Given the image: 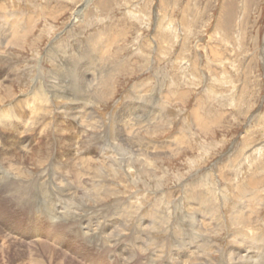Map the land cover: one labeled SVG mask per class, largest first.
Listing matches in <instances>:
<instances>
[{
	"label": "rangeland",
	"instance_id": "1",
	"mask_svg": "<svg viewBox=\"0 0 264 264\" xmlns=\"http://www.w3.org/2000/svg\"><path fill=\"white\" fill-rule=\"evenodd\" d=\"M78 6H84L82 17L71 23ZM0 25L9 39L13 35L1 46L0 33V134L8 137L3 122H11V130L23 127L20 136L57 137L65 106L88 116L85 122L93 113L98 122L92 129L91 121L84 123L87 131L81 127L85 132L78 137V124L69 120L77 147L83 138H91L88 152L99 144L91 163L76 162V172L68 168L70 202L46 183L44 174L58 178L52 180L56 186L64 175L51 150L44 157L21 155L16 166L0 153V264H21L10 257L15 247L44 245L74 264H89L81 254L93 251V262L108 264V251L98 258L104 245L112 264H233L229 252H238L237 243L247 246L245 254L264 255V0H0ZM83 78L92 84L89 97ZM76 85L84 100L77 99ZM59 88L72 96L51 100L50 92ZM130 106L131 121L121 135L142 154L134 163L114 148L119 141L108 133L113 116ZM26 116L36 123L25 126ZM5 141L1 137V145ZM169 141L171 148H148ZM138 142L150 143L134 147ZM29 203L34 215L26 212ZM78 205L85 210L77 214L88 217L80 234L57 227L48 236L27 230L30 221L36 228L43 222L41 212H50L58 225L52 215L62 212L54 211ZM140 223L147 229L137 230ZM88 224H104L109 232L97 238Z\"/></svg>",
	"mask_w": 264,
	"mask_h": 264
},
{
	"label": "bare ground",
	"instance_id": "2",
	"mask_svg": "<svg viewBox=\"0 0 264 264\" xmlns=\"http://www.w3.org/2000/svg\"><path fill=\"white\" fill-rule=\"evenodd\" d=\"M85 2V1H84ZM82 6V5H81ZM84 6H85V4H84ZM84 6L83 7H80V6H78L77 8H76V10L75 11H73L72 12V18H71V20H70V22L71 23H75V22H77V21H79V18L80 17H82L81 15V13L83 12L82 11V9L84 8ZM161 16V15H160ZM2 20V19H1ZM81 20V19H80ZM6 22V21H5ZM3 23V22H2ZM9 23V22H8ZM171 25V24H170ZM3 25H0V33H1V38H2V44H1V46L3 45H8L9 43H10V39L13 37V35H12V33H11V38L9 39V35H8V33H7V31H5V28H3L2 27ZM8 27H9V25H7ZM168 27V26H167ZM11 28H12V26H11ZM9 31H12V30H9ZM16 31V30H15ZM14 34V33H13ZM15 38V37H14ZM4 39V40H3ZM96 39V38H95ZM53 40V39H52ZM13 44V43H12ZM0 49H1V47H0ZM91 65V64H90ZM0 71H2L1 69H0ZM84 71V70H83ZM92 72H93V70H92ZM96 72V71H95ZM1 73H3V72H0V75H2ZM85 73V72H84ZM62 74H67V73H65V72H61V75ZM75 74H76V78L75 79H77L78 77H79V72L77 71V73L75 72ZM90 74H92V73H90ZM96 74V73H95ZM68 75V74H67ZM4 76V75H3ZM57 76V75H56ZM71 76V75H70ZM74 76V75H73ZM62 77V76H61ZM75 77V76H74ZM59 78V77H58ZM72 78V77H71ZM87 78V77H86ZM95 78V77H94ZM5 79V77H0V81H3ZM84 79V78H83ZM85 80V79H84ZM88 80V79H87ZM87 80H85V81H80V83L82 82V86H83V88H84V91H85V93H86V95L87 94H89V92L91 93V89H92V84H88L86 81ZM98 80V79H97ZM89 81V80H88ZM91 81V80H90ZM94 81V80H93ZM99 81V80H98ZM98 81H97V83H98ZM101 81V80H100ZM92 83V82H91ZM101 83V82H100ZM61 84V83H60ZM70 84V83H69ZM62 85H63V83H62ZM73 87V86H72ZM75 88H76V90H75V93H76V97H77V99H79V97H80V94H79V92H80V88L79 87H77V85L75 86ZM98 88V87H97ZM58 89V88H57ZM34 90V89H33ZM62 90V88H59V90H57V93L56 94H53V92H50V98H51V100L53 99V98H57V99H60V100H62V99H65L66 101H67V97H71L72 95H69V96H66V91L67 90H63V91H61ZM44 94V93H43ZM99 95H102L101 93L99 94ZM88 97H89V95H87ZM103 96V95H102ZM106 96V95H105ZM47 98V97H46ZM80 99L81 100H84V99H82L81 97H80ZM102 99V98H101ZM36 100V99H35ZM93 100H94V98H93ZM98 100H100V97H99V99ZM198 100V99H197ZM94 101H97V100H94ZM135 101V100H134ZM86 102V101H85ZM99 102V101H98ZM96 103V102H95ZM71 104V103H70ZM73 104V103H72ZM93 103H91V105H92ZM98 104V103H97ZM77 105H78V103H77ZM94 106H95V104H93ZM126 106V105H125ZM225 106V105H224ZM65 107V106H64ZM64 107H62L61 108V114H62V117H63V121H62V130H63V133H61V135L58 133L57 134V137H54V138H50L49 136H47V134H41V135H39L38 137H36V138H32V137H30V136H20V130L21 129H23V127L22 128H20V130L17 128V129H9V128H7V127H12L10 124H11V122H9V123H7V122H3V126H4V128L5 129H3V130H5V134H8V137H5L2 133V135L0 134V139H1V137L2 138H4V139H6V141H5V144L4 145H1L2 143H0V153H2V156L4 157V159L9 163V164H13L14 163V160H17L18 158H19V160L21 161V159H20V156L21 155H25V156H31V157H37V156H42V157H44L43 155H41L42 153H43V151L44 150H47V151H49V150H51V153H52V160L56 163V164H59V165H61L62 166V169H63V173H64V175L61 177V179H60V182H59V185L58 186H56L53 182H52V180H57L58 178L57 177H55V178H57V179H54L53 178V176H50V175H48V173L47 174H44V176L46 175V177H47V184H49V187L50 188H52L60 197H64V199H68V201H69V196H68V194H69V192L70 191H72V187H71V185L65 180V177H67V176H69L68 175V173H70V171H72V170H75L76 169V162H81L82 164L83 163H85V162H90L91 163V161H93L92 160V156L90 155V154H92V153H94L96 150H98V148H99V144L97 145V144H95V145H93L94 146V148H92V149H90L89 151L90 152H88V150H86L87 149V147H91V146H89L88 144L91 142L90 141V139L91 138H83V140L81 141H79V147H77V139H79L78 137H81L82 136V133L83 132H85V131H83L82 132V130H81V127L82 128H84L86 131H87V128H85V127H83V125H84V123H88L89 121H91L92 122V124L89 126V128H93L94 127V125H96V124H98V122H96L97 120H95L94 119V117H95V114H93V113H91V115L89 116V117H91L90 119H89V121H87V122H85V120L88 118V116L86 117L85 116V114H84V116H83V114L80 112V111H78V110H72V109H69V108H64ZM128 107V106H127ZM126 107V108H127ZM140 107V106H139ZM17 108V107H16ZM75 108V107H74ZM93 108V107H92ZM95 108V107H94ZM132 108V106H130L129 108H127V109H125L124 108V110L122 111V112H124L125 111V113H121V114H117V115H115V116H113V118H112V121H111V123H110V125H108V127L110 128L109 129V134H110V136L111 137H114L115 138V140L117 141H119V143H117L118 144V146L117 147H114V148H116L117 149V151L119 152V153H123V152H126V153H124V154H126V156L127 155H131V157L129 156L128 157V161L129 162H131V163H134V160H136V158L138 157V158H140L141 157V153L140 152H137L138 151V149H137V151L135 150H132V147L131 148H129V146L128 145H130V142L129 143H127V145L125 144V140L127 139L126 137H125V135H121L122 134V132L123 133H125L126 131H125V129H127L128 127H127V125L129 124V121H131L130 119V117H129V115H131L132 113H129V110ZM37 109V108H36ZM79 109V108H78ZM83 109V108H82ZM140 109H141V107H140ZM138 110V111H142V109L141 110ZM11 110V109H10ZM8 111V110H7ZM95 111V110H94ZM4 113V112H3ZM6 113H8V115L11 113V112H6ZM85 113V112H84ZM141 113V112H140ZM151 113H153V112H150V114ZM31 114V113H30ZM115 114V113H114ZM129 114V115H128ZM137 114H138V112H137ZM7 115V114H6ZM88 115V114H87ZM34 116V118L36 119V115H33ZM94 116V117H93ZM151 116H152V114H151ZM196 116V115H195ZM194 116V117H195ZM11 117V116H10ZM23 117H25V115H24V112H22V113H20L19 115H18V118H19V120L20 119H22ZM138 117H140V116H138ZM2 118V117H1ZM8 118V117H7ZM135 118V117H134ZM196 118H197V116H196ZM15 119V121H17V119L16 118H14ZM33 119V118H32ZM31 119V120H32ZM34 119V120H35ZM67 119V120H66ZM195 119V118H194ZM1 120V119H0ZM30 119H29V116H26V121H25V126L27 125H29V127H30V125H32L31 124V122L33 121H31ZM74 124V125H77V127H75V130L78 132V131H80V134H78V133H75L74 135L75 136H78L77 137V139H76V137H73L74 135L72 134V132L69 130V125H70V121ZM75 120L76 121H78L77 123H75ZM88 120V119H87ZM197 120V119H196ZM3 121V120H2ZM6 121V120H5ZM24 121V120H23ZM37 121V120H36ZM115 121H118V122H122V126H120V127H118V125L115 123ZM133 121V120H132ZM40 122V121H39ZM64 122V123H63ZM146 121H144V122H141L142 124L143 123H145ZM195 122V121H194ZM13 123V122H12ZM32 123H36V122H32ZM140 123V124H141ZM196 123V122H195ZM16 124V123H15ZM17 124H18V122H17ZM22 124V123H21ZM89 124V123H88ZM133 124V123H132ZM198 124V123H197ZM205 124V123H204ZM14 125V124H13ZM19 125V124H18ZM36 125V124H35ZM33 126V127H36V126ZM37 125H38V123H37ZM58 125V124H57ZM56 125V126H57ZM82 125V126H81ZM196 125V124H195ZM100 126V125H99ZM104 126V125H103ZM146 126V125H145ZM197 126V125H196ZM201 126V125H200ZM2 127V126H1ZM33 127H32V129H33ZM63 127L65 128V130L63 129ZM46 128V127H45ZM96 128V127H95ZM134 128V127H133ZM210 128V127H209ZM35 129V128H34ZM33 129V130H34ZM91 129H88V131L89 130H91ZM2 130V131H3ZM24 130V129H23ZM32 130V131H33ZM74 130V128H73V131H75ZM111 130L113 131L112 133H111ZM28 131V130H27ZM125 131V132H124ZM130 131V130H129ZM25 132V131H24ZM30 132H31V129H30ZM38 132V131H37ZM58 132V131H57ZM4 133V132H3ZM23 133V132H22ZM25 133H27V132H25ZM132 133V132H131ZM140 133V132H139ZM24 134V133H23ZM22 134V135H23ZM33 134H35V133H33ZM40 134V133H39ZM127 134V133H126ZM38 135V134H37ZM132 135H134V134H132ZM128 136V135H127ZM84 137V136H83ZM32 139V140H31ZM146 139V138H145ZM129 140V139H128ZM138 140V139H137ZM96 142V141H95ZM132 142H133V137H132ZM131 142V143H132ZM140 142H142V141H140ZM140 142H138L134 147H137V148H141L144 144H146V145H148L150 142H148V143H144V144H140ZM146 142V141H145ZM170 143H163V144H157L156 146L155 145H153L152 143V145L151 146H149L148 145V148H154V150H162L163 148L164 149H167V148H171V147H173V141H169ZM100 143V142H99ZM134 143V142H133ZM169 144V145H168ZM165 145V146H164ZM132 146V145H131ZM133 147V148H134ZM147 147V146H146ZM155 147L157 148V149H155ZM76 150H77V154H75V152H76ZM140 150V149H139ZM153 150V149H152ZM173 150V149H172ZM175 150V149H174ZM116 151V152H117ZM147 151V150H146ZM164 151V150H163ZM44 154V153H43ZM1 155V154H0ZM82 155H85V156H82ZM110 155V154H109ZM113 155V154H112ZM123 155V154H122ZM169 155V154H168ZM2 156H0V157H2ZM24 156V157H25ZM46 156V155H45ZM105 156V155H104ZM31 157H29V158H31ZM48 158V157H47ZM107 158H109V156L107 157ZM123 158V157H122ZM125 158V157H124ZM35 159V158H34ZM45 159V158H44ZM38 160V159H37ZM36 160V161H37ZM40 160H43V159H40ZM45 161V160H44ZM43 161V162H44ZM137 161H138V159H137ZM4 162V161H3ZM6 162V163H7ZM16 162V161H15ZM32 162V161H31ZM39 162V161H38ZM38 162H36V164H38ZM42 162V163H43ZM46 162V161H45ZM52 162V161H51ZM5 163V162H4ZM19 163H21V162H19ZM18 163V164H19ZM40 163V162H39ZM41 163V164H42ZM93 163V162H92ZM17 164V163H16ZM31 164V163H30ZM33 164H35V163H33ZM50 164V163H49ZM121 164H122V162H121ZM149 164V163H148ZM4 165V164H3ZM13 165H15V163L13 164ZM20 165V164H19ZM22 165V164H21ZM20 165V166H21ZM26 165V164H25ZM39 165V164H38ZM2 166V165H1ZM16 166V165H15ZM36 166V165H35ZM41 166V165H40ZM4 167V166H3ZM6 167V166H5ZM13 167V166H12ZM18 167V166H17ZM16 167V168H17ZM26 168H27V166H25ZM54 167V166H53ZM55 167H56V165H55ZM54 167V168H55ZM11 168V167H10ZM29 168V167H28ZM68 168H69V172L67 171L68 170ZM147 168V167H146ZM6 169H7V167H6ZM51 169V168H50ZM58 169V168H57ZM5 170V169H4ZM8 170V169H7ZM55 170H56V168H55ZM61 170V169H60ZM6 171V170H5ZM46 171V170H45ZM77 170H75V172H76ZM145 171V170H144ZM68 172V173H67ZM3 174H4V172H2ZM6 173V172H5ZM7 174H9V173H7ZM6 174V175H7ZM25 175V174H24ZM41 175V174H40ZM43 175V174H42ZM23 176V175H22ZM188 176V175H187ZM6 177V176H5ZM11 177H12V175H11ZM14 177H16V176H14ZM14 177L12 178V179H14ZM19 177H21V175L19 176ZM24 177V176H23ZM41 177V176H40ZM18 178V177H17ZM37 178H38V175H37ZM68 178V177H67ZM5 179V178H4ZM20 179V178H19ZM22 179V178H21ZM24 179V178H23ZM45 179V178H44ZM6 180V179H5ZM15 180V179H14ZM40 180V179H39ZM7 181V180H6ZM12 180H10L9 182H11ZM29 181H31L30 179H29ZM36 181V180H35ZM43 181V180H42ZM42 181H41V183H42ZM12 182H14V181H12ZM11 182V183H12ZM19 182V181H18ZM24 182V181H23ZM26 182H27V180H26ZM45 182V181H44ZM74 182V181H73ZM15 183V182H14ZM13 183V184H14ZM37 183V182H36ZM5 184V183H4ZM7 184V183H6ZM10 184V183H9ZM16 184H18V183H16ZM45 184V183H44ZM43 184V185H44ZM46 184V185H47ZM19 185H20V183H19ZM1 186V185H0ZM6 186V185H5ZM5 186H3L4 188H5ZM11 185H9V187H10ZM16 186V185H15ZM25 186H27V185H25ZM25 186H23L24 188H25ZM30 186V185H29ZM40 186V185H39ZM45 186V185H44ZM7 187V186H6ZM17 187V186H16ZM15 187V188H16ZM22 187V188H23ZM48 187V186H47ZM12 188V187H11ZM13 188H14V186H13ZM19 188V187H18ZM23 188V189H24ZM27 188V187H26ZM25 188V189H26ZM36 188V187H35ZM35 188H33V189H35ZM20 189V188H19ZM24 189V190H25ZM48 189V188H47ZM5 190H7V189H5ZM8 190H10V189H8ZM15 190V189H14ZM23 190V191H24ZM32 190V189H31ZM30 190V191H31ZM38 190V189H37ZM52 190V191H53ZM75 190V189H74ZM77 190V189H76ZM11 191V190H10ZM10 191H9V193H10ZM39 191V190H38ZM37 191V192H38ZM53 191V192H54ZM1 192V191H0ZM17 192V191H16ZM19 192V191H18ZM25 192V191H24ZM45 192V191H44ZM7 194V195H11V194ZM14 193V192H13ZM73 193V192H72ZM16 194V193H15ZM15 194H13V195H15ZM26 194V193H25ZM29 194V193H28ZM43 194V193H42ZM75 194V193H74ZM201 194V193H200ZM5 195V194H4ZM31 195V194H30ZM37 195V194H36ZM39 195H40V193H39ZM25 196V195H24ZM8 196H6V198H7ZM5 198V199H6ZM11 198H13V197H11ZM15 199V198H14ZM27 199V198H26ZM25 199V200H26ZM29 199V198H28ZM39 199V198H38ZM30 200V199H29ZM29 200H26V202L27 201H29ZM34 200H35V198H34ZM204 200V199H203ZM14 201V200H13ZM12 201V202H13ZM63 201V200H62ZM62 201H61V203H62ZM9 202V201H8ZM11 202V203H12ZM21 202H23V201H21ZM64 202V201H63ZM70 202V201H69ZM16 203V202H15ZM14 203V204H15ZM64 203H66V202H64ZM73 203V202H72ZM251 203V202H250ZM18 204V203H17ZM30 204V203H29ZM32 204V203H31ZM29 205L31 208H28L27 209V211L26 212H28V214H35L36 213V210L34 209V207L32 206V205ZM199 204V203H198ZM86 205V204H85ZM106 206V205H105ZM78 209L77 210H74V211H67V212H65V211H62V210H60V211H54V213L55 214H60L61 212H62V214H61V216H59V217H57L56 215H52V218H55V220H61V221H58L59 223H57L58 225H55V223H53L54 221H52V220H50V212L49 213H47V214H44V213H42L41 212V214L40 215H42V217H43V222H41V221H39L38 222V226H37V228H36V223H35V225L33 224V221H30L29 222V226H28V228H27V230H29L30 232L31 231H34L35 229H36V233L38 234V232L39 233H46L45 235H49V232L48 231H50L51 229H53V228H59L60 230H64V231H66V232H68V230L69 229H71L72 231H74V230H84V229H86V227L87 226H85V224L84 223H87V222H85V221H83V220H87V218H85V215L84 216H82V215H79V214H77L78 213V211H84L85 210V208L84 207H81L80 205H78ZM114 207H116V206H114ZM27 208V207H26ZM25 208V209H26ZM71 208H73V207H71ZM236 208V207H235ZM234 208V209H235ZM242 208V207H241ZM24 209V208H23ZM23 209H21V210H23ZM64 209V208H63ZM101 209V208H100ZM109 209V208H108ZM108 209H106V210H108ZM247 209V208H246ZM35 210V211H34ZM90 210V209H89ZM103 210V209H102ZM236 210V209H235ZM240 211L238 212V213H236V219L238 218V216L240 215V213H241V209H239ZM91 211V210H90ZM90 211L88 212V213H90ZM97 211V210H96ZM93 212H95V211H93ZM86 213V212H85ZM106 213H109V210L106 212ZM15 215V214H14ZM20 216V215H19ZM30 216V215H29ZM32 216V215H31ZM39 216V215H38ZM21 217V216H20ZM108 217V216H107ZM57 218V219H56ZM200 218V217H199ZM98 220V219H97ZM238 220V219H237ZM236 220V221H237ZM107 221V220H106ZM57 222V221H56ZM91 222V221H90ZM204 222H206V221H204ZM238 222V221H237ZM46 223V224H45ZM94 223V222H93ZM60 224V225H59ZM89 224H91V223H89ZM88 224V230L87 231H89V230H91L92 229V231L91 232H93V233H95L96 231H97V238H99V232L100 231H103V232H105V230L106 231H108L109 230V228H108V226H100V227H96L95 229H93V227L91 228V226ZM197 226H199V224L197 225ZM200 226H202V228H204V226H205V224L203 223V222H201L200 221ZM105 228V229H104ZM136 229L138 230H145V229H147V226H145V225H143L142 223H140V226L139 227H136ZM135 230V229H134ZM52 231V230H51ZM70 231V230H69ZM172 231V230H171ZM242 231V230H241ZM78 232V231H77ZM81 232V231H80ZM91 232H90V234H91ZM109 232V231H108ZM107 232V233H108ZM244 231H242L241 233H243ZM64 233V232H63ZM79 233V232H78ZM88 233V232H87ZM134 233V232H133ZM207 233V232H206ZM240 233V232H239ZM80 234V233H79ZM109 234V233H108ZM132 234V233H131ZM1 235V234H0ZM45 235H43V236H38L39 237V239H41V240H44V236ZM82 235H83V233H82ZM89 235V234H88ZM104 235V234H103ZM107 235V234H106ZM110 235V234H109ZM195 235V234H194ZM239 235V234H238ZM8 236V235H7ZM46 236V237H47ZM84 236V235H83ZM86 236V235H85ZM84 236V237H85ZM102 236V235H101ZM110 236H113V234L112 235H110ZM132 236V235H131ZM244 236H245V234H244ZM90 237V236H89ZM5 238V237H4ZM86 238V237H85ZM116 238V237H115ZM115 238H113L114 240V243L116 244V243H118V240L117 239H115ZM157 238H158V236H157ZM212 238V237H211ZM210 238V239H211ZM246 238H247V236H246ZM250 238H251V236H250ZM48 238H46V240H47ZM88 239H90V238H88L87 237V240ZM103 239V238H102ZM110 239V238H109ZM121 239V238H120ZM204 239H206V238H204ZM243 239V238H242ZM261 239V238H260ZM40 240V241H41ZM107 240V239H106ZM112 240V239H111ZM6 241V240H5ZM39 241V242H40ZM89 241V240H88ZM95 241V240H94ZM175 241V240H174ZM251 242H252V239L250 240ZM249 241V242H250ZM262 241V240H261ZM96 242V241H95ZM181 242V241H180ZM238 242H243L242 240H239ZM248 242V243H249ZM9 243V242H8ZM94 243V242H93ZM158 243V242H157ZM182 243H184V242H182ZM234 243L235 242H233V245H234ZM245 243V242H244ZM1 244V243H0ZM32 244V243H31ZM30 244V245H31ZM175 244V243H174ZM181 244V243H180ZM192 244V243H191ZM204 244V243H203ZM238 245V252H233V251H230L229 252V256H233V260H234V262L235 263H233V264H264V255L263 256H258V258H255V256H256V254L255 255H253V254H251V255H249V254H245V252H246V249L245 248H247V246L246 245H242L241 246V244H239V243H237ZM258 244H260L259 242H256V243H254V245H258ZM3 245V244H2ZM118 245V244H117ZM184 245V244H183ZM205 246H206V244H204ZM4 246V245H3ZM9 246V245H8ZM13 246V245H12ZM39 246V245H38ZM111 246H113V245H111ZM119 246V245H118ZM173 246H175V245H173ZM186 246V245H185ZM196 246V245H195ZM14 247V246H13ZM18 247V246H17ZM35 247V246H34ZM102 247H105L106 249L105 250H103V252L101 253V254H99V257L98 258H103L104 257V255H106L107 254V256H108V252H109V258H110V261H109V263L108 264H112V256H111V249L108 247V246H106V245H104V246H102ZM116 247V246H115ZM115 247H111V248H115ZM198 247H199V245H198ZM241 247H243V249H242V251H241ZM1 248V247H0ZM10 248V247H9ZM16 248V247H15ZM13 249L14 250V253H12V254H10V257L12 258V259H18L20 262H21V264H74V261L71 259V261H72V263H71V261L69 260V261H65L66 259H65V254L64 255H62V254H55V255H52L53 253L49 250V249H47V248H49V247H45V245L43 246V247H41V248H39V249H34V248H26L25 250H22V249H20V248H17V249ZM181 248V247H180ZM183 248V247H182ZM185 248V247H184ZM192 248V247H191ZM4 249V248H3ZM52 249V248H51ZM249 249V248H248ZM175 250V249H174ZM252 250V249H251ZM105 251H108V252H105ZM176 251V250H175ZM193 251V250H192ZM260 251H261V249H260ZM40 252V253H39ZM142 252V251H141ZM140 252V253H141ZM193 252H195V251H193ZM197 252H199V251H197ZM228 252V251H227ZM11 253V252H10ZM75 253V252H74ZM143 253V252H142ZM144 253H145V251H144ZM182 253V252H181ZM200 253V252H199ZM211 253V252H210ZM185 254V253H184ZM197 254V253H196ZM195 254V255H196ZM203 254V253H202ZM212 254H214V253H212ZM264 254V253H263ZM67 255V254H66ZM81 255H83L84 257H86V260L85 261H88V263L89 264H100V263H95V262H93L95 259H97L95 256L97 255V254H95V251H93V252H88V253H85V254H81ZM178 255V254H177ZM169 256H170V254H169ZM186 256L187 255H183V256H181L180 258H182V259H184V258H186ZM82 257V256H81ZM179 257V256H178ZM206 257V256H205ZM207 257H208V255H207ZM206 257V258H207ZM66 258H67V256H66ZM124 258V257H123ZM172 258V257H171ZM177 258V257H176ZM173 259H175V257L173 258ZM194 259H195V257H194ZM214 259V258H213ZM26 260V261H25ZM123 260H125V259H123ZM186 260V259H185ZM184 260V261H185ZM193 260V259H192ZM191 260V261H192ZM198 260V259H197ZM225 260V259H224ZM9 261V260H8ZM62 261H64V262H62ZM176 261V260H175ZM194 261V260H193ZM192 261V262H193ZM173 262V261H172ZM182 262V261H181ZM189 262V261H188ZM176 263H178V264H180L178 261H176ZM189 263H191V262H189ZM101 264H104V262H101ZM184 264H186V262L184 263ZM194 264V263H193Z\"/></svg>",
	"mask_w": 264,
	"mask_h": 264
}]
</instances>
